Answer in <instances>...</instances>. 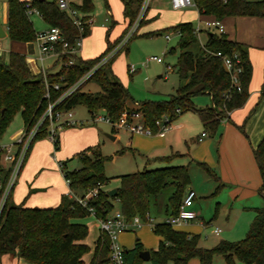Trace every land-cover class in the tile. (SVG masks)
<instances>
[{
    "label": "trees",
    "instance_id": "trees-1",
    "mask_svg": "<svg viewBox=\"0 0 264 264\" xmlns=\"http://www.w3.org/2000/svg\"><path fill=\"white\" fill-rule=\"evenodd\" d=\"M193 1L199 14L212 16V19L221 20L226 16L264 18V0ZM141 2L142 0H122L123 14L128 20L127 28L133 22ZM26 3H29L49 26L58 27L69 45H74L78 29L69 14L59 9L56 0H8L6 24L10 40L18 42L35 40L36 32L26 12ZM72 7L83 14V19L89 18L94 9L92 0H81L80 5L73 3ZM127 28H124L116 40L107 39L106 47L99 55L87 59L76 57L72 64H62L57 71L47 72L48 83L60 85L58 91L52 87L46 88L42 75L31 72L23 54L10 51L7 61L0 56V139L17 113L21 115L23 127H29L36 122L49 101L74 84L116 47ZM170 29L172 32L177 30L180 32L177 43L179 53L174 65L180 84L174 95L164 100H145L137 103V108L126 105L130 96L113 73L112 63L119 53L127 52L128 41L104 64L98 66L85 82L59 104L58 108L69 110L77 105H84L92 117L98 111H103L104 115L113 121L118 120L122 112L137 111L141 113L144 124L153 130H156L155 120L163 115L174 121L179 114L192 111L199 117L205 132L214 137L221 120L231 111L243 106L249 96L252 66L247 46L228 39L225 33L206 31L204 45L194 53L189 47L198 39L192 22H180ZM88 34L89 25L85 24L83 37ZM154 34L151 32L146 36ZM55 48L59 52L62 49L60 44H56ZM173 50L171 48L169 52ZM217 52L230 57L233 67L241 68L237 74L238 87L231 82L230 73L225 69L222 58L216 55ZM60 56L65 61L70 54L65 52ZM90 80H94L100 86L101 92L91 93L82 90ZM47 91L49 98L45 96ZM197 94L208 95L211 105L201 108L195 106L192 97ZM176 109H180V113H176ZM239 128L242 129V126ZM44 136L43 127L31 142L23 163L33 142ZM53 146L58 149V138L53 142ZM90 149H93L94 156L85 153ZM126 150L131 149L124 147L118 154H123ZM253 153L262 180L260 195L264 200V137L253 149ZM180 155L176 151L166 156L153 157L147 162L151 160L170 162ZM77 157L81 164L80 168L62 170L69 189L75 193V197L84 198L89 190L98 188L96 195L88 197L85 206L74 197L62 195L59 204L54 207L29 208L12 202V187L0 207V256L10 253L19 256L28 264H111L109 238L104 232H99L92 249L84 242L89 230L81 219L91 215L89 208L94 210L95 217L105 219L111 214L113 201L118 200L120 211L127 219L138 215L142 220H146L147 214H150V198L156 197L162 189L171 187L172 192L167 199V211L169 210L167 215H174L191 181L188 164H165L153 169L144 168L121 175L116 195L110 197L109 190L104 188L109 180L104 174V164L109 157L103 155L98 148H87L77 153ZM67 161L60 162V168L63 169ZM196 164L217 183L214 193L218 192L223 184L214 170L204 162ZM7 177L8 171L0 165L2 182L0 197ZM254 212L255 215L244 238L233 242L220 240L211 248L198 244V234L176 230L165 221L156 223L152 226V231L159 237V242L155 250L149 251V260L152 264H187L190 259L197 258L199 264H212L214 256H221L227 264H235L236 260L244 264H264V206L255 208ZM142 250V243L137 238L131 249L124 248L125 264H142L143 260L139 256ZM88 253H91V257L86 262L83 257Z\"/></svg>",
    "mask_w": 264,
    "mask_h": 264
},
{
    "label": "rangeland",
    "instance_id": "rangeland-1",
    "mask_svg": "<svg viewBox=\"0 0 264 264\" xmlns=\"http://www.w3.org/2000/svg\"><path fill=\"white\" fill-rule=\"evenodd\" d=\"M105 1L106 0H92L94 6L92 13L94 17V24H103L108 27L110 25V18L106 14ZM7 2L8 0H0V16H3L4 12L6 11ZM138 11L135 15V18L138 15ZM152 13L154 16L149 17V15ZM35 15L37 14H30V16L33 18ZM37 17L36 30H47L49 28L48 24L40 16ZM198 18H200L201 21L209 20L208 17L199 16L194 5L183 9L174 10L171 8L169 0H150L149 7L138 21L135 29L132 31L129 38L130 40L128 39L124 43L125 45L129 41L127 44V52L122 51L119 53L112 63V70L114 74L130 96L126 103L127 106L130 104L131 107L137 108L138 106L134 103V101L136 103H141L145 100H164L168 99L170 95H174L176 93V89L180 84L178 74L174 69V65L176 64L179 53L177 48L178 36L172 32L170 28L184 21L192 22V24L196 26ZM131 24L128 28L126 27L128 24H126L125 28L130 30ZM201 26H204V23H202ZM151 32L155 34L152 36H146ZM166 34H169L171 37L169 41L165 39ZM205 39L206 33L201 34V42H204ZM11 42L13 41H11L9 37L0 40V47L3 49L4 47L6 48L4 51L0 52V54L1 57L6 61L8 60L9 51H11ZM200 46L201 43L199 40H197L189 47V50L192 52H198ZM171 48L174 49L173 52H169ZM150 56L162 57L163 62L158 63L155 61H148ZM76 57L77 56L72 57L74 61L76 60ZM53 59H55L54 56L50 54L46 60V63H52ZM69 59L70 57L66 58L65 61L57 60L58 63L56 64H58V66L62 65L69 61ZM131 65L134 66V71L130 70ZM56 67L57 65L53 68ZM82 90L91 93L101 92L100 86L94 80L88 81L83 86ZM192 100L195 106L199 108L209 106L211 103L209 96L206 94L194 95ZM72 114L73 119L77 122V124H75L76 128L85 126L91 127L90 129H93L94 133H89L88 135L90 137H94L95 142L89 145V148H98L103 155L109 157V159L104 164V174L109 178L108 183L105 185L106 189L110 190L117 188L120 185V176L123 174L141 171L144 168L153 169L164 166L163 162L160 161L147 162L148 157L166 154L160 153L163 151L159 148H157L156 153L153 155L148 154L150 152L144 153L143 151L139 150L137 152L126 150L125 153L118 154V152L124 147L134 148L133 145H128V141L130 140L140 144L142 148L149 147L147 142L151 139L148 136L139 133H131L126 131L124 128L113 127L111 124L104 121L94 122L93 117L88 113V110L84 105L75 106L72 109ZM97 114L104 115V112L98 111ZM178 117L187 119V127L183 128V130H180L176 134H170L168 136V140L170 138L174 148L179 150V152L184 153L186 150L185 140L189 142V137L192 134H195L193 133V128L191 127L190 129L188 126H193L198 117L192 111L183 112L179 114ZM177 119L172 122V127H175V125L179 123L177 122ZM22 128L23 120L20 113H17L3 133L0 139V144L3 146L11 144L15 139L14 136ZM116 135L117 137L115 139L111 138V136ZM172 135L175 136L173 141ZM41 139H46L50 144H52L48 137H43ZM53 150L57 149L53 147ZM92 152L93 149H90L85 153L87 155L94 156ZM152 152H155V150ZM165 152L168 151L166 150ZM56 157L57 155L55 158L51 157V161L57 163L58 160ZM181 157L182 156H180L178 160L180 162L187 163V160ZM63 161L67 162L63 169L60 168L61 171L78 169L81 166L77 154H73L72 156L65 158ZM47 167L50 168V166ZM189 171L191 181L186 187L185 193L189 189H192L195 192L197 197L193 201V209L196 210V212L202 217L206 224L203 226L201 219H195L189 224L192 225L190 227L193 228L191 231H188L186 227L179 226H174L175 229L193 234H200V244L206 248L214 247L220 240L233 242L244 238L248 231L250 222L253 219H250V221L248 220V218L252 216V210H248L241 215H237L238 213L236 214L235 208L234 210H232V208L231 212L228 213L227 209H225L223 203H220L221 201L219 199V196L223 195V192L219 191L214 193V181L207 175V173L202 168L194 166L192 163L189 167ZM17 181L18 179H16V182ZM40 189H44V186L41 187L40 185ZM171 192V187L164 188L156 195V197L150 198L149 213L150 217L152 218L151 223H148L145 220L141 223L142 225L140 227H132L130 230L124 231L122 234H120L117 238V241L121 246H123L125 249H131L135 240L138 238L142 243L143 250L151 251L156 249L159 238L153 233L152 226L156 223L163 222L167 218V214H169V210L167 211V199ZM68 196L75 197V193L72 191ZM200 196L204 197L201 198ZM119 210L120 202L118 200H114L111 214ZM81 220L89 226V234L84 242L87 245L92 246L99 232L96 219L94 216L89 215ZM216 227L221 228V233L218 236L213 234V229ZM90 257L91 253H88L83 257V259L87 262L89 261ZM142 264L152 263L150 260H147L143 261ZM187 264H199V262L197 258H192ZM212 264L227 263L221 256H214Z\"/></svg>",
    "mask_w": 264,
    "mask_h": 264
},
{
    "label": "crops",
    "instance_id": "crops-1",
    "mask_svg": "<svg viewBox=\"0 0 264 264\" xmlns=\"http://www.w3.org/2000/svg\"><path fill=\"white\" fill-rule=\"evenodd\" d=\"M73 3L80 5L81 0H71V5ZM105 3L106 14L110 18V25L107 27L103 24H94L93 13H91L89 17L91 19L89 34L83 37L82 44L76 53L77 57L87 59L99 55L105 49L107 39L114 41L123 32L128 20L123 14L122 0H106ZM33 13L37 14L36 12ZM28 15L35 32H40L36 30L37 16L40 15L37 14L34 18L31 17L30 14ZM198 15L208 17L209 20L212 19V16L201 15L199 13ZM81 16H83L82 13ZM152 16H154L153 13L149 15V17ZM220 21L223 25V33L227 35L228 39L247 46L248 57L252 66V74L249 83V96L246 102L243 106L228 113V116L221 120L217 134L214 137H211L208 132H205L203 124L197 116L198 119L194 122V125L188 126L190 129L191 127L193 128V133L195 134L189 137V142L185 140L186 150L184 153L174 148L170 138L168 140L170 134H176L187 127V119L183 117H178L177 122L179 123L175 125V127L171 126L164 136H148L151 139L147 142L149 147L142 148L140 144L132 140L128 141V145H133L134 148L129 146L133 152L139 150L144 153L150 152L148 154L153 155L156 153L157 148H159L163 151L160 153H166L148 157L147 160L157 156H166L176 151L181 154V158L187 160V163L180 162L178 160L180 156H178L170 162H163L164 165H185L184 163H186L190 167L192 163L194 166L199 167L196 162L206 163L214 170L220 182L223 184L219 190L223 192V195L219 196L220 203H223L228 213L231 212L232 208V210L235 208L236 214L238 213L237 215L252 210V216L248 218L250 221L255 215L254 209L264 206V200L260 195L262 180L253 153V149L257 147L264 137V18L259 16H226ZM6 22L7 4L6 11L3 16H0V27L5 33L3 37H0V40L8 38ZM202 23H204V21L198 18L197 25L194 26V28L198 27L201 29L200 33L197 35V39L201 43L200 47H202L206 41L205 39L204 42H201V34L206 33V31L216 32L213 29H206L205 26H201ZM35 42V40L29 42L13 41L11 42L10 50L23 54L31 72L37 74L41 67V62L39 61L38 46ZM5 49V47L4 49L0 47V52ZM54 58L52 63H46L47 58L43 61V65L48 72H55L60 67V65L58 66V64H56L58 63L57 58ZM56 65L57 67L53 68ZM134 103L137 104L135 101ZM128 105L130 108H133L130 104ZM240 126H242V129L239 128ZM90 128L91 127L85 126L76 128L75 125L63 127L58 133L59 147L57 150H53V143L50 144L46 139H41L43 137L36 139L19 171L18 181L13 186L11 192L12 202L29 208H46L58 205L62 195H69L71 191L63 176V172L60 170L59 163L73 154L86 150L89 148V145L95 142V138L88 135L89 133H94L93 129ZM19 132L14 137H16ZM203 133L205 134L202 136ZM112 137V139H115L117 135ZM174 137L175 136L172 135V141ZM153 150H155V152H152ZM166 150L168 152H165ZM56 155L58 157H56L58 162L54 163V161H51V157L55 158ZM47 166H50V168ZM40 185L41 187L44 186V189H40ZM214 186L215 188L217 186L215 181ZM105 187L106 186H104V188ZM196 197L195 194L193 201ZM200 197L203 198L204 196ZM193 204L191 208L196 213L195 219H201V223L205 226V221L199 216L196 210L193 209ZM193 220L179 227H186L188 231H191L193 228H191L190 226L192 225L189 224ZM173 228L175 229V227ZM219 229L221 233V228ZM213 234L216 236L219 235L214 232ZM198 235L200 236V234ZM198 244L201 246L200 241H198ZM90 247L92 249L93 245ZM0 264L28 263L19 256H14L9 253L0 256ZM235 264L244 263L236 260Z\"/></svg>",
    "mask_w": 264,
    "mask_h": 264
},
{
    "label": "built area",
    "instance_id": "built-area-1",
    "mask_svg": "<svg viewBox=\"0 0 264 264\" xmlns=\"http://www.w3.org/2000/svg\"><path fill=\"white\" fill-rule=\"evenodd\" d=\"M169 2L171 8L174 10L183 9L192 5L195 6L193 0H169ZM56 3L59 9L64 10L69 14L71 19L73 20V23L78 29V35L74 40V45H69L68 42L63 39L60 29L56 26H49L47 30L36 33L35 41L39 50V61L41 62V67L38 74L42 75L47 89L49 87H52L54 90L58 91L60 90V85L58 83H48L46 78L48 71L43 65V61L48 58L50 54L56 57L57 60H62L60 56L61 53L68 52L70 54V59L64 64H72L74 62L72 57L76 56V53L82 44L84 25H89L91 19H83L80 11L72 7L71 0H56ZM149 3L150 0H142L138 15L136 18H134L130 30L128 29L126 31L125 35L118 42L115 48H113L96 65H94L92 69H90L86 74L80 77L74 84L64 89L55 99L49 101L46 109L39 117V119L29 127H23L11 144L4 146L0 144V165H2L8 171V177L4 182L3 191L0 197V207L2 206L4 200L8 196V193L16 182L21 165L31 142L42 131L43 127L45 130V137H48V139L53 143L55 140H57L58 133L63 127L73 126L77 124V122L73 119L72 109H59V104L62 103V101L75 89H77L79 85L85 82L98 66L104 64L109 57H111L118 49H120L124 45V43L130 38L132 31L138 24V21L149 7ZM25 7L27 14H31L33 12H36L38 14L35 9L29 6V3H26ZM204 26L206 29H213L217 33L224 32L223 25L218 19L204 21ZM200 31V28H195L196 35H198ZM174 33L177 36L180 35V32L178 30ZM165 38L166 40H170L171 37L169 34H166ZM56 44H60L62 48L60 52L56 50ZM216 55L222 58L225 69L230 73L231 82L238 87L239 81L237 74L241 71V68L233 67L232 59H230V57L226 55L221 54V52H217ZM148 61L161 63L163 62V58L159 56H150ZM130 70L134 71V66L131 65ZM45 96L49 98L48 91L46 92ZM176 113H180V109H176ZM93 120L94 122H107L113 127L124 128L126 131H129L131 133L161 137L165 135L166 131L172 126L171 124L173 122L167 115H163L159 119L155 120L156 130H153L150 126L144 124L141 113L137 111H132L129 113L122 112L119 119L116 121L111 120L106 115L98 114H95L93 116ZM204 134L205 133H203L202 136ZM1 185L2 182L0 180V186ZM97 190L98 188L89 190L84 198H74L85 206L87 198L96 195ZM194 198L195 192L193 190L189 189L188 191H186L177 213L167 216L164 221L174 227L186 224L190 220L195 219L196 213L191 208ZM89 212L95 217V212L92 208H89ZM95 218L97 220L100 231L104 232L109 238V259L111 264H125L123 255L124 248L118 243L117 238L124 231L130 230L132 227H140L142 225L141 223L145 220H142L138 215L133 216L131 219H127L120 210L117 212H113L105 219L97 217ZM151 219L152 218L150 217V215L147 214L146 221L148 223H151ZM213 232L218 235L220 233V229L215 228Z\"/></svg>",
    "mask_w": 264,
    "mask_h": 264
},
{
    "label": "water",
    "instance_id": "water-1",
    "mask_svg": "<svg viewBox=\"0 0 264 264\" xmlns=\"http://www.w3.org/2000/svg\"><path fill=\"white\" fill-rule=\"evenodd\" d=\"M4 34H5V33L3 32V30H2L1 27H0V37H3ZM111 138H113V137L111 136ZM108 195H109L110 197L115 196V195H116V188L110 189V190L108 191ZM139 256H140V258H141L143 261H147V260L150 259V252H149L148 250H142V251L139 252Z\"/></svg>",
    "mask_w": 264,
    "mask_h": 264
}]
</instances>
